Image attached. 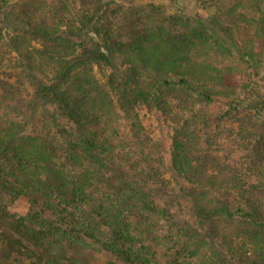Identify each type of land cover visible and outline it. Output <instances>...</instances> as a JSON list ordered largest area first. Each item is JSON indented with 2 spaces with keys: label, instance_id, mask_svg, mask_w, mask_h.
<instances>
[{
  "label": "trees",
  "instance_id": "16d2710c",
  "mask_svg": "<svg viewBox=\"0 0 264 264\" xmlns=\"http://www.w3.org/2000/svg\"><path fill=\"white\" fill-rule=\"evenodd\" d=\"M180 3L0 0V264H264V0Z\"/></svg>",
  "mask_w": 264,
  "mask_h": 264
},
{
  "label": "rangeland",
  "instance_id": "374dc122",
  "mask_svg": "<svg viewBox=\"0 0 264 264\" xmlns=\"http://www.w3.org/2000/svg\"><path fill=\"white\" fill-rule=\"evenodd\" d=\"M138 2H148L153 1L155 3L159 2L160 0H136ZM209 0H181L180 6L185 13L191 17L200 16L203 18H209L212 14H221L225 11H227L234 3V0H214V3L210 8H207L206 10H203L201 8L203 3H207ZM240 1L236 0V3H240ZM248 4V3H247ZM243 5L246 6L245 2H243ZM173 11V9L171 10ZM240 30V39L242 41H249L253 35L247 30L243 29V27L239 28ZM264 58V56H263ZM262 58V67L258 72H253V83H257V85H260L264 87V59ZM248 73L251 70H247ZM257 74V75H254ZM196 107H199L198 105ZM207 112L209 113V117L214 119V123L217 125L216 129V135L220 139V146L223 142L227 141H233L235 139L233 137V134L231 135V132L233 129H235L237 124L234 123V121L228 122L226 118L223 119V115L226 112V107L223 103L218 102L210 105L209 107H206ZM141 120L143 122V126L146 129L147 137L150 136V139H153L158 145V150L164 155L165 159H168L169 153H170V140H169V132L167 127V124L164 123L163 119L161 121H157L155 117L148 113L146 110L141 109L140 113ZM231 143L226 144V147L222 146L220 148L221 151L227 153V151L230 149ZM228 149V150H227ZM239 154L237 155V157ZM251 174V173H250ZM29 209L28 201L25 198H19L16 200L12 205L8 207V213L12 216H24L27 214ZM95 264H106L109 260V257L104 254H98L95 257Z\"/></svg>",
  "mask_w": 264,
  "mask_h": 264
}]
</instances>
